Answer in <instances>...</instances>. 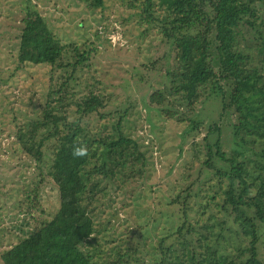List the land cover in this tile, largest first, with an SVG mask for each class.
I'll use <instances>...</instances> for the list:
<instances>
[{"label": "trees", "instance_id": "obj_1", "mask_svg": "<svg viewBox=\"0 0 264 264\" xmlns=\"http://www.w3.org/2000/svg\"><path fill=\"white\" fill-rule=\"evenodd\" d=\"M82 1L94 10L106 2ZM32 2L26 0L16 71L47 67L51 78L33 117L16 118L15 144L39 179L25 193L31 227L0 253L1 262L264 264V0L139 2L146 32L157 29L177 56L176 68L166 72L170 87L164 84L168 89L157 91L148 108L173 129L183 128L184 144L203 127L207 133L187 152L183 188L170 203L155 200L177 222L156 243H148L147 211L156 212L153 223L163 213L150 208L156 187L147 180L150 147L125 134L126 113L111 118L107 97L83 86L89 52L63 44ZM243 30L254 38V53L240 48ZM204 103L221 108L212 124L195 114ZM80 145L87 155L75 158ZM48 185L59 194L52 218L41 210L40 191ZM120 193L127 217L118 231L116 214L107 209Z\"/></svg>", "mask_w": 264, "mask_h": 264}, {"label": "rangeland", "instance_id": "obj_2", "mask_svg": "<svg viewBox=\"0 0 264 264\" xmlns=\"http://www.w3.org/2000/svg\"><path fill=\"white\" fill-rule=\"evenodd\" d=\"M139 2L106 0L105 6L97 10L82 0H33L32 3L39 5L42 16L63 44H75L82 52H89L87 66L81 74L83 86L89 83L107 97L105 113L116 119L126 113L125 134L150 147L147 151L152 164L147 168V180L149 188L156 185L154 192L151 191L150 208L163 213L159 222L153 223L156 212L147 211L146 218L152 222L148 243H156L166 236V230H174L177 222L173 224L168 210L158 207L155 200L170 203L171 197L183 188L187 152L193 143L202 142L207 133L203 127L200 137H190L184 144V129H173L159 119L155 108H148L150 98L157 91L170 87L166 72L176 68L177 56L157 29L146 32ZM132 4L136 7L131 8ZM26 5V0H0V253L16 245L18 235L23 234L21 230L28 231L31 227L30 217L23 212L27 206L25 193L34 189L39 172L15 144L16 118L33 117L36 105L46 97L51 78V69L47 67L28 66L16 71ZM245 32L240 37V48L254 53V38ZM77 91L82 88L78 87ZM198 106L195 114L200 120L206 124L217 120L221 110L217 104ZM122 195H112L115 201L107 209L110 214H116L112 218L116 230L127 217L122 212L127 203L126 198L120 200ZM40 198L41 210L52 218L59 205L58 190L51 185L41 188ZM137 208L127 209L135 212ZM260 250L264 261V236ZM0 264H3L1 259Z\"/></svg>", "mask_w": 264, "mask_h": 264}, {"label": "clouds", "instance_id": "obj_3", "mask_svg": "<svg viewBox=\"0 0 264 264\" xmlns=\"http://www.w3.org/2000/svg\"><path fill=\"white\" fill-rule=\"evenodd\" d=\"M72 155L75 158H83L87 155V148L86 146L80 145L77 147H74Z\"/></svg>", "mask_w": 264, "mask_h": 264}]
</instances>
